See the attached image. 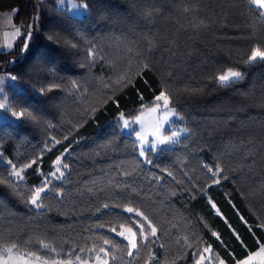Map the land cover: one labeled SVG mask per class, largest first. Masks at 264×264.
I'll list each match as a JSON object with an SVG mask.
<instances>
[{
    "label": "trees",
    "instance_id": "1",
    "mask_svg": "<svg viewBox=\"0 0 264 264\" xmlns=\"http://www.w3.org/2000/svg\"><path fill=\"white\" fill-rule=\"evenodd\" d=\"M75 1L89 5L83 15L58 0H0L21 32L0 50V74L18 77L5 87L6 113H25L0 123V250L93 262L103 248L108 264H196L205 248L203 264H237L258 251L264 61H246L264 49L261 10L249 0ZM229 69L243 78L222 87L216 77ZM162 91L187 131L144 158L138 127L123 119ZM57 167L63 176L50 175ZM45 180L38 208L30 197ZM122 227L137 233L134 250Z\"/></svg>",
    "mask_w": 264,
    "mask_h": 264
},
{
    "label": "snow or ice",
    "instance_id": "2",
    "mask_svg": "<svg viewBox=\"0 0 264 264\" xmlns=\"http://www.w3.org/2000/svg\"><path fill=\"white\" fill-rule=\"evenodd\" d=\"M249 3L254 5L257 9H260L261 10L260 11V15L262 17H264V0H249ZM58 4L62 7V9H63V7L65 5H67V9L66 10H68V11L77 10V14H80L79 10L82 9L83 11H87V9L89 7V5L87 3L76 4V3L73 2V0H58ZM28 27L31 28V25H29ZM14 35H16V36L21 35L20 29H16ZM26 35H27L28 39H31V36H32L31 31H29ZM12 46L13 45L11 43H8L6 45V47L8 49H11ZM27 48H28V43L26 41L25 44H24V47H23V49L21 51L24 52V51L27 50ZM257 60L264 61V49H262V47H260V46H256V47H254L252 49L251 54L248 56L246 62L247 63H252V62H255ZM10 63H14V61H10ZM145 67H147V65H145ZM242 78H243V75H242V73L240 71H234L232 69H229L226 73L221 74L218 77H216V81H217V83L220 86L226 87L229 84H231V83H233V82H235L237 80H240ZM6 79L7 80H11V81H16L18 79V77H16L15 75H10V74H8L6 76H0V85H3L5 83ZM3 94H4V88L0 87V98H4ZM155 100H156V102H161L162 101V105L160 103H156V106L151 108L150 111L151 112H157L159 110V111H161L162 116H161V119L156 123L154 129L150 133L146 132L143 129V127L141 128V131L137 133V140H138L139 145H140V155L141 156H145L146 152H148V151L157 150L159 145H164V144H170V143L177 142V140L179 138V135L182 132L187 131V129H179V130L172 131L171 135L162 134L161 129L163 128V125L165 123H169L170 122L169 117L177 116L178 114L175 112L174 109L169 107V103H170L169 96L165 92L162 91L158 96H156ZM7 107H8V105H6L4 103H0V109H5L6 110ZM28 115L30 116L31 114L29 113ZM12 116L16 117L17 119H19V118L24 117L25 113L24 112H13ZM122 119H123V117H122ZM139 120H140V117H136V119L133 120L132 123H137V122H139ZM123 127L126 128V129L130 127L129 120L123 119ZM149 135H151L153 137V139L149 140L148 139ZM57 143H59V141H57ZM147 162L150 163L151 161H147ZM8 163L11 165V167L13 169L12 172L9 173V175L15 176V177H17L19 179H22L23 177H22L21 173L23 171V168L17 169L16 165L11 164V161H8ZM32 163L34 164V163H36V161H32ZM55 164L58 165V166L61 164L60 158L56 159ZM27 167H31V164L24 165V168H27ZM63 167L67 168L68 165L64 164ZM209 171L212 172L213 176H215V175H217V172L220 171V170L218 169L217 171H213L212 169H209ZM56 173H60V175L63 176V172L61 171L60 167H57L55 172L51 173L50 175L55 176ZM215 182L218 183L219 181H215ZM50 183H51V181L45 180L44 184L41 187L36 188L32 192L31 197H30V203L32 205H34V206H36L38 208L42 206L39 203V201L41 200V193L45 192L48 184H50ZM212 206L215 207L214 204ZM105 207H107V205H105ZM125 210L127 212H129V213L135 212V214L137 216L143 217V219L145 221L148 220V218L146 216H144V214L142 212H140L139 210H137V209L127 208ZM144 227L145 226L143 224H141L140 233H141V236L144 239H147V237L143 235ZM147 227L150 230V234L154 236L156 234V228L151 225L150 221L148 222ZM112 231H116V229L113 228ZM125 233H128V235H125ZM118 235H121L125 239H127L128 243H129V245H130V247L132 249L137 248V239H136L137 233L135 231H133V229L131 227L125 228L123 231H119ZM104 243L108 244L109 241L105 240ZM44 247H48V245L45 244ZM14 248H15V245L3 249V252L0 253V264H10V262L14 259L12 257V252H13ZM100 251L101 252H105V249L101 248ZM204 251L205 252H210L211 249L205 248ZM4 253L7 254L6 257L4 256ZM128 254L132 255V252H129ZM257 257L260 258L261 264H264V245H261L259 247V251L256 252L254 255L253 254H249L247 259H245L243 261H238L237 264H253V261ZM15 259L19 260V259H22V258L21 257H16ZM36 259L38 260L39 258L37 257ZM204 259H205V257L201 256L200 260H198L196 262V264H202ZM42 264H47V262H42ZM102 264H107V261H102ZM219 264H224V262L221 260V261H219Z\"/></svg>",
    "mask_w": 264,
    "mask_h": 264
},
{
    "label": "rangeland",
    "instance_id": "3",
    "mask_svg": "<svg viewBox=\"0 0 264 264\" xmlns=\"http://www.w3.org/2000/svg\"><path fill=\"white\" fill-rule=\"evenodd\" d=\"M73 2L74 3H76V4H79L77 1H75V0H73ZM66 7H67V5H65ZM64 6V7H65ZM63 7V8H64ZM72 14H74V15H77V16H79V15H83L84 13H85V11H83L82 9L81 10H79V12H80V14H77V10H72V11H70ZM8 74H10V75H12L11 73H8V72H5V73H2V74H0V76H6V75H8ZM15 81H11V80H5V83L3 84V85H0V87H3L4 88V90H5V87H6V85H8V84H13ZM3 97L4 98H0V103H4V104H8V100H7V97L5 96V94H3ZM157 103H160L161 105H162V101L161 102H157ZM156 106V105H155ZM155 106H152V107H150V108H147L146 110H144L142 113H140V115L138 116V117H140V120H139V122H137V123H132V121L133 120H129V122H130V125L131 124H135L137 127H138V132H140L141 131V128L143 127V129L146 131V132H148V133H150L153 129H154V127H155V125H156V123L161 119V116H162V113H161V111H157V112H151L150 111V109L151 108H153V107H155ZM169 107L170 108H172L171 107V105L169 104ZM173 109V108H172ZM13 118V116H10V115H8L7 113H6V110L5 109H0V123L1 122H3V121H6V120H10V119H12ZM135 120V119H134ZM169 120H170V122L169 123H165L164 125H163V128L161 129V131H162V134H164V135H171V132L172 131H175V130H179V129H184L183 127H182V125H180V124H172V122L174 121V120H177V121H179V118L177 117V116H171V117H169ZM171 129V130H169L168 132H166V130L167 129ZM184 134H186V131L185 132H182L180 135H179V138H178V140L184 135ZM136 138H137V135H136ZM148 139L149 140H151V139H153V137L151 136V135H149L148 136ZM177 140V141H178ZM174 143H170V144H164V145H159L158 146V148L159 147H170V146H172ZM138 145H139V142H138ZM139 148H140V145H139ZM142 157H144L145 158V156H142ZM23 172V171H22ZM21 175H22V177H23V174L21 173ZM53 176V175H52ZM17 178V177H16ZM19 179V178H18ZM19 180H23V178L22 179H19ZM48 191V188H46V190H45V192H43V193H41V196L44 194V193H46ZM40 202V201H39ZM36 207V206H35ZM215 209H216V207H214ZM126 227H122L121 228V231H123L124 229H125ZM125 235H128V233H125ZM123 237V236H122ZM124 238V237H123ZM125 239V238H124ZM127 242H128V240L127 239H125ZM132 250H134V249H132ZM259 251V250H258ZM258 251H256V252H258ZM3 252V250H0V253H2ZM256 252H254V253H252L253 255L256 253ZM4 256L6 257L7 256V254L6 253H4ZM12 257L14 258L11 262H10V264H42V262H47V264H102V261H107V264H108V262H109V256H108V253L105 251V252H100L99 254H97V256L95 257V259H94V261L93 262H91V261H84V260H81V259H75V260H69V261H66V262H63V261H53V262H50V261H48V260H46V259H43V258H41V257H39V256H36V255H34V254H31V253H26V252H18V251H16V250H14L13 249V252H12ZM16 257H21L22 259H19V260H16L15 258ZM39 258L38 260L36 259V258ZM203 257H205V259L203 260V262H202V264L203 263H205V262H207V261H209V259H210V252H205V254H204V256ZM245 259H247V258H245ZM244 259V260H245ZM221 261V260H220ZM223 261V260H222ZM243 261V260H242ZM224 262V264H227L225 261H223ZM217 264H219V261H218V263ZM253 264H261V260H260V258L259 257H257L254 261H253Z\"/></svg>",
    "mask_w": 264,
    "mask_h": 264
},
{
    "label": "crops",
    "instance_id": "4",
    "mask_svg": "<svg viewBox=\"0 0 264 264\" xmlns=\"http://www.w3.org/2000/svg\"><path fill=\"white\" fill-rule=\"evenodd\" d=\"M16 29L20 28L14 24L12 14L9 12L0 13V50H10L6 47L8 43L14 46L18 37L14 35Z\"/></svg>",
    "mask_w": 264,
    "mask_h": 264
}]
</instances>
